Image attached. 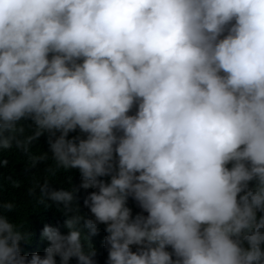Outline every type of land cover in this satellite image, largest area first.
Returning a JSON list of instances; mask_svg holds the SVG:
<instances>
[{
  "label": "clouds",
  "instance_id": "9594fccd",
  "mask_svg": "<svg viewBox=\"0 0 264 264\" xmlns=\"http://www.w3.org/2000/svg\"><path fill=\"white\" fill-rule=\"evenodd\" d=\"M14 149L81 182L29 189L68 230L43 255L0 198V264H95L100 225L107 264H264V0H0V169Z\"/></svg>",
  "mask_w": 264,
  "mask_h": 264
},
{
  "label": "trees",
  "instance_id": "16d2710c",
  "mask_svg": "<svg viewBox=\"0 0 264 264\" xmlns=\"http://www.w3.org/2000/svg\"><path fill=\"white\" fill-rule=\"evenodd\" d=\"M76 134L70 133L69 135L74 136ZM48 151L49 147L45 135L38 139L30 154L39 155L41 152ZM4 158L8 160V164L0 169V198L5 202L12 201L16 205L14 212L10 215L17 220H27L28 230L32 233V237L27 244H22L23 253L29 256L32 253L43 255L44 249L48 246V241L41 235L43 227L50 225L58 228L62 234H66L68 230L64 227L65 216L61 211H58L57 206L52 205L45 208L39 205L36 199L29 194V189L38 182L42 183L45 179L51 181V186L54 189L68 188L69 177H71V185L79 187L81 182L79 172L73 169L67 172L57 171L53 175L48 171V168L52 165L51 160L40 163L35 168H30L28 155L15 149L6 152ZM90 191L92 189H80L77 194L80 212L85 216L90 214L88 209L84 207L83 200ZM128 206L132 208L133 214L140 211L132 200H129ZM105 236L104 226L100 225L98 234L90 238L89 242L96 250L95 264H107V250L104 245ZM57 264H59L58 258ZM69 264H77V261L73 258Z\"/></svg>",
  "mask_w": 264,
  "mask_h": 264
}]
</instances>
